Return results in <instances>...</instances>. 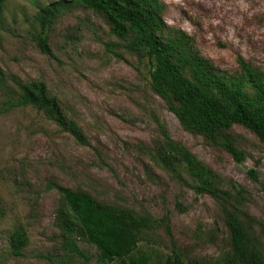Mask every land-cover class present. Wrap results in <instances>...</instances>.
Listing matches in <instances>:
<instances>
[{
	"label": "rangeland",
	"instance_id": "rangeland-1",
	"mask_svg": "<svg viewBox=\"0 0 264 264\" xmlns=\"http://www.w3.org/2000/svg\"><path fill=\"white\" fill-rule=\"evenodd\" d=\"M60 0H8L0 24V102L20 94L18 83L45 82L69 119L85 133L81 144L34 105L0 112V264H81L64 245L62 195L56 186L91 192L99 200L148 216L138 254L165 260L175 249L202 264H226L232 253L227 212L234 206L198 194L185 171H167L154 159L165 129L223 177L246 191L239 206L255 219L252 235L264 248V143L250 130L232 131L246 159L180 124L152 89L147 55L113 34L105 17L71 0L49 29L54 57L37 43V14ZM167 32L180 29L219 72H241L240 59L264 71V0H162ZM258 171L254 181L248 171ZM227 184V183H226ZM227 186V185H225ZM226 205V206H225ZM238 206V207H239ZM24 230L23 256L10 237ZM88 264L99 250L77 235Z\"/></svg>",
	"mask_w": 264,
	"mask_h": 264
},
{
	"label": "trees",
	"instance_id": "trees-1",
	"mask_svg": "<svg viewBox=\"0 0 264 264\" xmlns=\"http://www.w3.org/2000/svg\"><path fill=\"white\" fill-rule=\"evenodd\" d=\"M7 1L0 0V24ZM76 3L102 14L113 34L129 38L131 50L147 55L153 91L165 101L185 130L201 134L211 144L221 146L238 163L246 159V152L238 147L232 133L235 126L250 130L264 143V71L240 59L241 72H219L184 31L167 32L163 18L166 5L162 0H77ZM72 6L71 0H60L43 7L37 14L40 25L37 43L44 54L54 57L49 29ZM6 83L7 76L0 69V85ZM18 87L19 96L0 102V112L34 105L76 141L88 144L82 128L67 117L58 99L49 94L45 82L18 83ZM163 133V146L153 153V159L167 171H185L192 181L187 184L198 194H208L234 206L226 217L233 248L226 264H264V248L251 236L250 229L256 221L239 206L245 199V189L233 179L223 177L187 146L175 141L165 129ZM248 174L259 181L255 169H250ZM56 188L62 195L60 220L64 245L83 259L81 264H88L90 255L80 248L77 235H84L88 243L96 246L100 264H202L185 259L175 249L164 261H154L149 254H138L143 231L152 222L150 217L103 202L86 190L62 185ZM27 242L26 232L15 230L10 237L13 255L23 256Z\"/></svg>",
	"mask_w": 264,
	"mask_h": 264
}]
</instances>
